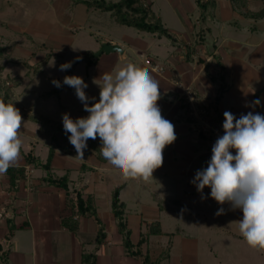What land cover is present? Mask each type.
I'll list each match as a JSON object with an SVG mask.
<instances>
[{
	"label": "crops",
	"instance_id": "crops-1",
	"mask_svg": "<svg viewBox=\"0 0 264 264\" xmlns=\"http://www.w3.org/2000/svg\"><path fill=\"white\" fill-rule=\"evenodd\" d=\"M79 4L83 5L87 11H91L83 0H77L76 6ZM196 4L199 7L195 17L201 26L199 31L195 32L196 36L193 37L191 33L192 38L186 43L178 42L175 38L170 40V43L162 41L163 36L171 39L172 30L153 7L152 9L168 28L170 36L131 27L136 31L126 30L118 35L109 32L106 34L105 40L101 42V44L103 42L117 44L122 49L121 51L106 52L104 60L121 61L125 59L127 50L131 51L136 55V62L141 65V68L149 71L159 81L161 99L157 103L164 118L175 126L177 139L164 150V162H167L164 169L160 167L155 170V173L163 169L165 174L183 171L188 174V167L193 162V158L199 155H211L212 146L216 141L215 138L209 139L210 137L198 133L194 123L187 118L183 98L180 96L179 89L172 82V77L182 80L185 85L195 91L201 102L210 105L223 117L225 111H230L237 118L242 113L247 114L248 112L264 115V72L260 66L261 62L257 59L262 56L264 49H261L253 59L254 50L264 45V39L252 36L254 32L258 30L264 32V30L256 24H243L240 21V18L259 21L263 20L264 16L259 18L247 16L244 14L245 9L233 6L230 0H224L222 5H217L218 2L215 0V4L208 8L200 7L198 0H196ZM248 7L250 11L259 10ZM108 13L110 15V12ZM71 21L72 19L70 20L66 14L64 21L58 22L57 32H77L76 24H72ZM230 25L240 31L251 32L250 37H239L236 34L226 35L225 27ZM188 34L189 32L185 35ZM153 42H155L154 45L166 47L165 55H162V60H159V63L167 66V71L163 75L152 71L144 63L145 58L158 62L159 56L150 53ZM45 44L47 43L43 42L42 46ZM99 52L95 65L105 54L102 48ZM45 58L43 62H45ZM12 61L14 60L8 62ZM6 64H4L3 72ZM3 72V78L9 76L19 81L17 76ZM18 84H14V87L11 88L10 97L5 98L3 94L0 95L5 103H13L16 108H18L19 98L23 97L17 96L18 93L20 95L23 92L16 93L14 90ZM66 86L64 85L57 91L54 89L48 91L57 93L58 98L62 100L63 89ZM222 88V95L217 99ZM45 92L43 95H47ZM256 99L260 100V105L245 106ZM61 105L67 107L66 103H61ZM21 107L24 111L21 116H24L26 120H32L35 126L21 128L19 133H24L27 137L24 141L21 139L20 158L11 167H23L26 171L28 166L29 172L27 175L25 172V175L18 179L14 189L10 187L8 175H0V201L7 200L10 213L7 218H0V264H83L82 254L84 252H95V264H143L141 256L129 254L126 251L123 243L124 236L119 230L118 220L112 208V193L115 189H119V198L125 204L124 221L130 230V238L134 234V228L138 231V238L136 236L134 240L131 238L134 244L141 239L143 234H148L150 223L160 222V220L153 219L157 215L156 209L152 207L148 210L150 215L148 218H144V214L141 212L140 215L136 214L132 219L127 211L129 204L122 195V191L128 184L127 181L121 177L122 174L119 170L108 163L106 159L100 160L95 152L88 149V146L81 158L77 156L70 141H64L62 146L56 147L50 168H44L43 164L47 160L51 141L48 136L42 134V119L47 117L54 122V125L63 126L62 117L57 115L56 118H51L37 115L30 112L25 105ZM36 119L38 120L36 121ZM39 135L42 137L41 139L37 138ZM97 139L100 138L97 137ZM187 140L194 142L190 145V151H185L180 146ZM195 142L199 145L196 146ZM231 151L235 155V150ZM28 156L33 157L34 160L28 162ZM183 159L190 160L184 162ZM48 173L53 177L67 175L72 196L76 191L94 196L97 215L105 232V238L101 244L96 245L100 225L98 220L92 215H77L68 205L66 189L45 181L44 177ZM191 185L186 184L183 189L187 190L190 186L189 189L194 191L195 188H191L193 187ZM141 187H149V185L147 182H138V190ZM184 196L188 197L189 194L185 193ZM140 199V194H138L136 197L138 205L141 204ZM171 200L178 201L184 207L189 204L177 198ZM158 211H162L161 207L158 208ZM65 218L75 221V228L72 229L70 225L66 224ZM160 226L162 233L153 235L163 236L173 233L165 231L161 222ZM150 235L152 234L147 235L141 246V250L144 248L148 253L156 247V242L153 241L150 244Z\"/></svg>",
	"mask_w": 264,
	"mask_h": 264
},
{
	"label": "rangeland",
	"instance_id": "rangeland-1",
	"mask_svg": "<svg viewBox=\"0 0 264 264\" xmlns=\"http://www.w3.org/2000/svg\"><path fill=\"white\" fill-rule=\"evenodd\" d=\"M75 1L77 2V0H0V42L1 45L6 46L3 51L4 58L0 59V66L2 64L4 68V64L9 60H14L8 62L2 72L17 76L19 79V84L14 90L16 93L23 92L20 95L17 94L19 97L23 96L17 103L22 115L24 111L21 106L25 105L30 112L51 118H56L57 115L62 117L65 113L74 120L78 117L88 116L89 113L84 110L74 88L67 85L63 89L62 100L58 98L57 93L43 95L44 91L57 90L52 81L61 82L65 70L61 71L60 65L73 60L83 51L96 50L94 51L96 60V53L105 43L101 44L107 33L118 35L126 30L136 31L134 28L116 22L108 12L87 11L81 4L76 6ZM149 1H151L153 9L161 15L163 21L172 30L171 39L163 36L162 41L170 43V40L175 38L178 42L186 43L192 38L191 33L193 37L196 36L195 32L199 31L201 26L195 17L199 7L196 0ZM223 1L217 0V5H222ZM248 6L253 10H260L264 8V0H248L247 6L242 9L246 11ZM230 11L231 9L229 14ZM66 14L70 20L72 19V24H76L77 32H57V24L64 21ZM240 21L243 24H256L264 30V19L256 21L255 19L240 18ZM225 31L226 35L236 34L239 37H250L251 35V32L240 31L233 25L226 26ZM187 32L189 34L185 35ZM252 36L264 39V32L258 30ZM43 42L47 44L42 46ZM154 43L151 45L150 53L157 54L159 62L162 60V55L164 56L166 53V47L154 45ZM261 49H264V45L254 50L253 59ZM104 53L97 65L94 62L89 66L86 61H82L76 64L71 72V76L82 77L88 85L84 91L89 98H95V100H89V105L99 100L102 74L115 75V72L125 67L129 61L141 67L136 62V55L131 51L127 50L125 59L121 61L104 60L107 55L106 52ZM46 56H48L47 63L43 62ZM257 59L261 62L260 66L264 72V51L262 56ZM37 65L41 68L34 73V68ZM7 81L9 84L6 83V85L12 91L13 81ZM182 101L187 118L193 119L190 115L188 116L189 104L184 99ZM61 103H66L67 107H62ZM22 118V127L32 128L35 126L32 120H26L24 116ZM200 129L201 131H199ZM197 132L210 137L209 139L213 138L209 130L204 131L198 127ZM19 137L24 141L27 135L19 133ZM37 138L41 139L42 137L39 135ZM191 144L194 142L187 140L180 146L183 150L190 151ZM195 145L199 144L195 142ZM211 155H199L193 158L194 163L191 162L188 167V174L184 171L165 174L163 167L167 162H163L162 171L158 173L154 171L153 179L147 182L149 187H141L139 190L138 182L142 183L143 180L125 179L123 175L121 176L128 183L122 191V195L129 204V209H127L129 216L134 219L136 214L140 215L142 212L144 218H148L150 216L148 210L154 207L157 215L153 219L160 220L165 231L173 232L163 236L150 235V244L153 241L156 242V247L149 253L151 264H264V250L251 248L239 232L238 221L242 219V211L233 210L227 202L223 205L218 204L211 198L210 188L203 190L205 199H202L201 193L190 182L197 170L207 167ZM189 160L183 159L184 162ZM35 173L37 174L38 170ZM186 184H192L191 188H195V193L189 189L190 186L187 190L183 189ZM185 193H188L189 196H184ZM138 194L141 198L140 205L136 203ZM173 198L181 199L182 202L189 204L184 207L178 201L171 200ZM160 207L162 211L159 212L158 208ZM143 208L145 209L142 211ZM220 208L224 209V213L216 215ZM133 232L132 240L135 236L138 238V231L134 228ZM142 250L143 253L146 252V249L142 248Z\"/></svg>",
	"mask_w": 264,
	"mask_h": 264
},
{
	"label": "clouds",
	"instance_id": "clouds-1",
	"mask_svg": "<svg viewBox=\"0 0 264 264\" xmlns=\"http://www.w3.org/2000/svg\"><path fill=\"white\" fill-rule=\"evenodd\" d=\"M71 63L60 65L64 71ZM99 85L98 102L89 105L84 91L88 85L82 77L65 76L63 84L75 89L86 117L75 120L65 113L63 128L77 156L83 158L89 139L101 141V155L125 179L148 182L163 165V153L176 139L175 126L162 115L158 106L160 84L149 71L129 61L115 75L104 73ZM57 88L58 80L52 81ZM260 105L256 99L246 107ZM224 134L212 146L207 167L197 170L192 181L203 196L210 188V196L218 204L229 203L233 210L242 211L239 232L253 249L264 250V115L224 112ZM23 118L13 103L0 99V175L15 164L22 148L19 132ZM231 150H235V155ZM224 213L220 208L216 215Z\"/></svg>",
	"mask_w": 264,
	"mask_h": 264
},
{
	"label": "trees",
	"instance_id": "trees-1",
	"mask_svg": "<svg viewBox=\"0 0 264 264\" xmlns=\"http://www.w3.org/2000/svg\"><path fill=\"white\" fill-rule=\"evenodd\" d=\"M233 6H238L240 8L247 6L248 0H230ZM88 9L91 10H99L101 12H110V15L120 24L134 27L141 31L158 33L160 35L170 36L168 28L163 24L162 19L156 14V12L152 9V3L149 0H83ZM200 7L208 8L215 4V0H198ZM244 14L250 17L259 18L264 16V8H261L259 11H244ZM4 45H1L0 42V59L4 58L3 51L5 50ZM94 51L86 50L80 53L73 60L66 62L71 63V67L65 70V74L61 79V87L64 86L63 79L65 76H70L72 69L74 66L81 62L86 61L87 64H92L95 62ZM48 60V56L45 58V62ZM40 68L39 65L35 66L34 71H38ZM3 65L0 66V95L3 94L5 98L11 96L12 92L7 87L6 81L11 80L14 81V84H18L19 81L12 77L2 76ZM57 91V90H55ZM54 91V92H55ZM223 88L220 89L217 99H219L222 95ZM52 91H46L45 94H51ZM222 116V115H221ZM222 119L224 117L222 116ZM38 119H36L37 121ZM42 134L46 135L50 138L51 146L49 149L48 157L46 162L43 164L44 168L49 169L51 165V161L53 155L55 153L56 147L62 146V142L69 141L68 137L70 133H66L62 125L57 124L54 125L53 121L50 118L42 119ZM202 134V133H200ZM204 135V134H203ZM217 139V138H215ZM68 147L69 144H67ZM88 149L91 152H95L100 160L105 159L101 155V141L100 139H89L87 141ZM33 157L28 156L27 161H33ZM6 174L9 178L10 187L12 189L16 188L18 179L22 178L25 175V169L23 167H10ZM45 181L63 187L67 192V202L68 205L77 213V215H92L99 222V230L96 238V245L101 244L105 238L104 226L100 221L99 216L97 215L96 206L94 196L90 194H83L81 191H76L75 195L72 196L70 193V183L67 175H63L60 177H53L50 173L47 174ZM112 208L115 216L118 220V227L120 232L123 234L124 239L123 243L126 248V251L129 254L137 255L142 257L143 264H151L152 260L150 259V254L148 252L143 253L141 250V246L147 238L148 234H160L162 233V229L159 221H154L150 223L149 230L147 235H142L141 239L134 244L130 238V230L127 228V224L124 221V213H125V204L119 198V189H115L112 193ZM66 224L70 225L71 228H75L76 222L71 221L70 218H65ZM83 264H95V252H84L82 254Z\"/></svg>",
	"mask_w": 264,
	"mask_h": 264
},
{
	"label": "built area",
	"instance_id": "built-area-1",
	"mask_svg": "<svg viewBox=\"0 0 264 264\" xmlns=\"http://www.w3.org/2000/svg\"><path fill=\"white\" fill-rule=\"evenodd\" d=\"M144 63L150 67L152 71L159 75H163L167 71V66L150 58H145ZM171 80L179 89L181 98L186 100V102L189 104L190 110L188 112V116L190 115L193 118L191 121L194 123L196 129L201 127L204 131L209 130L213 138L222 136L224 134L222 127L224 119H222V116L214 111L210 105L201 102L195 91L185 85L182 80L178 79L177 77H172ZM6 83L9 84V81H6ZM199 131H201V129ZM28 169L29 168L27 166L25 171L26 175L29 172ZM9 215L10 213L7 206V200L0 201V218L4 219Z\"/></svg>",
	"mask_w": 264,
	"mask_h": 264
},
{
	"label": "water",
	"instance_id": "water-1",
	"mask_svg": "<svg viewBox=\"0 0 264 264\" xmlns=\"http://www.w3.org/2000/svg\"><path fill=\"white\" fill-rule=\"evenodd\" d=\"M114 50H118V51H121L122 49L120 48L119 45L117 44H111V43H104L102 45V51H105V52H110V51H114ZM97 55L100 54V52L96 53ZM96 55V56H97Z\"/></svg>",
	"mask_w": 264,
	"mask_h": 264
}]
</instances>
